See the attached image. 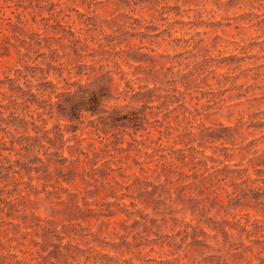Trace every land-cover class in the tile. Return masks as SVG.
<instances>
[{"label":"rangeland","instance_id":"1","mask_svg":"<svg viewBox=\"0 0 264 264\" xmlns=\"http://www.w3.org/2000/svg\"><path fill=\"white\" fill-rule=\"evenodd\" d=\"M0 264H264V0H0Z\"/></svg>","mask_w":264,"mask_h":264},{"label":"trees","instance_id":"2","mask_svg":"<svg viewBox=\"0 0 264 264\" xmlns=\"http://www.w3.org/2000/svg\"><path fill=\"white\" fill-rule=\"evenodd\" d=\"M98 105H99V99L97 98L96 95L91 94L87 99H84L81 107H80V111L85 110V111H89L92 114L96 113V111L98 110ZM75 109L72 110V114L70 116H68L70 119H72L75 115Z\"/></svg>","mask_w":264,"mask_h":264}]
</instances>
